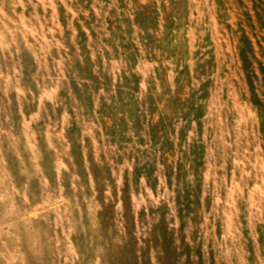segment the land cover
<instances>
[{
	"label": "rangeland",
	"instance_id": "374dc122",
	"mask_svg": "<svg viewBox=\"0 0 264 264\" xmlns=\"http://www.w3.org/2000/svg\"><path fill=\"white\" fill-rule=\"evenodd\" d=\"M0 264H264V0H0Z\"/></svg>",
	"mask_w": 264,
	"mask_h": 264
}]
</instances>
